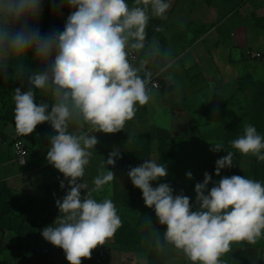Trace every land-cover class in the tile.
I'll return each instance as SVG.
<instances>
[{
    "label": "clouds",
    "instance_id": "9594fccd",
    "mask_svg": "<svg viewBox=\"0 0 264 264\" xmlns=\"http://www.w3.org/2000/svg\"><path fill=\"white\" fill-rule=\"evenodd\" d=\"M135 4L53 0L57 13L62 14L65 7L70 11L63 31L45 33L38 27L44 0H0V80L14 75L21 84L13 91L18 135H31L45 123L53 130L46 160L67 185L60 181L65 195L56 200L59 215L41 235L63 250L68 264L91 259L93 250L122 227L115 203L93 196L116 178L108 166H115L120 153H109L91 189L82 178L99 142L96 134L123 130L137 108L151 99L146 80L129 60L128 49L144 47L149 21L146 6L164 18L172 0H135ZM130 40L135 42L130 44ZM29 59L41 68L31 69L25 63ZM37 94L48 99L37 103ZM72 126L75 132L69 130ZM211 145L214 153L224 151L222 144ZM231 146L242 155L264 161V136L252 124H244L243 134ZM233 155L227 152L215 161L216 176L233 166ZM127 175L141 190L145 206L154 210L165 227L164 239L191 264H222L221 257L234 244H255L264 237V183L258 180L232 175L213 181L204 172L203 181L195 183L193 203L183 191L174 194L169 183L159 182L168 176V169L155 158L147 157ZM186 177L191 180L193 174L189 171Z\"/></svg>",
    "mask_w": 264,
    "mask_h": 264
},
{
    "label": "crops",
    "instance_id": "0c3cea01",
    "mask_svg": "<svg viewBox=\"0 0 264 264\" xmlns=\"http://www.w3.org/2000/svg\"><path fill=\"white\" fill-rule=\"evenodd\" d=\"M49 2L53 0H44V5ZM182 2H185L184 12L178 10ZM128 3L130 7L137 6L131 0ZM146 7L149 21L144 47L136 49L138 62L134 67L146 84L156 83V89L150 84L146 87L149 93L159 91L160 102L150 99L147 105L138 107L135 117L117 132L118 140L112 134L97 133L99 142L92 150L90 164L82 178L91 189L109 153H120L115 166H108L116 178L93 196L97 200L110 198L121 220H126L130 212L127 202L142 192L133 184L118 188L116 181L121 177L130 180L127 173L131 166L142 164L147 157L165 164L168 176L160 181L169 183L174 194L183 191L193 203L195 183L203 181L204 172L211 174L213 181L232 175L254 179L250 173L253 156L242 154L238 161L233 158V166L223 169L220 177L215 175V161L225 156L228 149L223 140L211 135H220L226 131L230 120L246 112L247 101L253 93L249 81L264 84V63L246 56L250 51L264 55V0H172L164 18L156 17L151 5ZM69 11L65 7L59 14L52 4L48 10V25L58 20L62 22ZM42 14L44 20V12ZM4 127L0 123V264H68L63 250L41 235V230L59 215L56 200L65 195V190L60 188L63 175L46 160L48 142L21 136L28 156L24 164H19L11 145L7 144ZM14 134L18 136L17 132ZM184 142L196 149V156L203 153L207 157L204 162L208 166L197 169L191 180L186 177L185 168L178 167L184 157L181 149L185 152L187 147L191 148ZM217 143L223 145L224 151H210L211 144ZM201 148L199 152L197 149ZM116 164L124 166L120 170L124 176L118 175ZM64 183L67 185L66 180ZM208 187L210 189L212 184ZM119 195L124 196L121 207L116 198ZM139 210L149 213L150 225L155 228L151 242L118 239L116 232L104 244L107 251L103 264H151L153 249L163 252L175 247L164 239L165 227L159 224L154 210L146 206ZM126 224L129 222L122 223V227ZM36 248H48V256L35 253ZM221 260L222 264H264V237L255 244H234ZM82 264L89 263L82 260ZM163 264L191 262L177 250L176 255Z\"/></svg>",
    "mask_w": 264,
    "mask_h": 264
},
{
    "label": "rangeland",
    "instance_id": "374dc122",
    "mask_svg": "<svg viewBox=\"0 0 264 264\" xmlns=\"http://www.w3.org/2000/svg\"><path fill=\"white\" fill-rule=\"evenodd\" d=\"M184 3L185 2H182L179 5L178 10L183 11V12L185 11V6H184L185 4ZM42 15L38 21V27L39 28L42 27V24H43L42 23L43 22ZM65 20L66 19L62 20V22H64ZM44 27H45V29H44L45 33L50 32V31H54V30L55 31H63L64 24H58L57 22H55L53 25L49 26L47 23ZM29 61H30V59L28 61L26 60L25 62L28 63ZM254 62H257V61H254ZM16 87H21V84L14 75L11 78L7 79L6 81L0 80V123H2L5 126L4 129H5V135L8 138V140H7L8 145H11L12 142H14L16 140H20V137H21V135H18V134H17L18 136L16 137V135L14 134L16 132V130H15V122H14L13 91ZM262 92H263L262 93L263 98H262V104H261L259 111H258L259 115H257V116L254 115L255 121H253L251 124L254 125L257 130H260V132H258L259 134L264 136V89ZM149 95H150L151 99H153L155 101L160 100L159 99L160 98L159 91H151L149 93ZM37 96H39L41 99H48L47 97L40 96V94H37ZM252 96H253V93H252L251 97ZM251 100L247 101V104H246L247 110L249 109V107L252 104ZM2 118H4V120H3L4 122L2 121ZM244 121H246L245 118H244ZM48 128H51V127L47 123L38 125L37 128L35 129V131L31 135H27V136H31L33 139H36V140H38V138H39V140H41L43 142H48V139H45L46 138L45 130ZM39 130L41 131L40 133H38ZM51 130H52V128H51ZM69 130L75 132L76 128L74 126H72V127H70ZM85 130H87V129H84V131ZM52 134H54L53 130H52L51 135ZM113 135H114V139L118 140V137H116L117 133L112 134V136ZM184 143H187V142H184ZM187 144H189V143H187ZM189 146L191 147L190 144H189ZM11 150H12V148H11ZM197 150H199V152H200L203 149L201 148V149H197ZM181 151H182L184 157H183L182 164L178 165V167L181 168V166H182V168H185L186 172L190 171L193 174V177L198 172L197 169H202V168L208 166L204 162V160L207 158L204 156L205 154L200 153L198 156H196L197 155L196 149H194L193 147H191V148L187 147L185 152L183 149H181ZM138 165H140V164H134L131 167H135ZM120 166H121V164H116V168L118 169V172L121 170V168H124V166L123 167H120ZM127 168H128V165H127ZM118 175H120V177H121V176H124L125 174H124V172L120 171L118 173ZM122 178L123 177H121V179L118 178V180L116 181V183H118V188H122V187L124 188L126 185L132 184L131 180L122 179ZM159 182L163 183L164 181H159ZM155 183L156 182H153V187H155ZM136 190L138 192L140 191L138 188ZM116 198H117L118 206L121 207L123 202H124V196L119 195V196H116ZM127 203L129 204L127 207L131 206L130 207L131 209H130V212H127L128 217L126 218V220H122V223H124L125 221L129 222L131 227H135L136 229L137 228L139 229V227H140L139 226L140 224L138 223L139 218L142 219V218L149 217L148 212L139 210L140 208L145 206L144 201L142 199V195H136L135 197H132V199ZM16 212H15V214L12 212L13 213L12 215L16 216L17 215ZM136 229H134V230H136ZM35 243L37 244V242H35ZM38 245H41V243L38 242ZM84 261L87 262L86 260H84Z\"/></svg>",
    "mask_w": 264,
    "mask_h": 264
},
{
    "label": "trees",
    "instance_id": "16d2710c",
    "mask_svg": "<svg viewBox=\"0 0 264 264\" xmlns=\"http://www.w3.org/2000/svg\"><path fill=\"white\" fill-rule=\"evenodd\" d=\"M129 0H127L128 2ZM132 4H135V0H131ZM53 4V2H49L48 4L44 5L43 8V12H44V20H43V24L42 27H40L41 32H45V25L48 23L49 21V14H48V10L49 7ZM129 4V3H128ZM140 7H145L144 5H140ZM58 24H64V22H59V20L57 21ZM26 63V62H25ZM29 65V67L33 70L36 69H40L41 66L38 62L32 61L30 59V61L28 63H26ZM251 87H253V96H252V104L249 107V109L242 115V117H236L232 120H230V122L228 123V128L226 129V131H224L223 133H220V135L216 136L217 133H212L211 136H214L213 138H218L220 140L224 141V144L226 146V148L228 149V152H233V158L235 157V159L237 160L240 155V153L235 150L234 148H232L231 146V141L236 139L237 137H239L240 135L243 134V126L245 123L251 124L253 121H255V116L254 115H259L258 111L259 108L262 104V91L264 89V84L255 82H248ZM40 97L37 96V103L40 101ZM3 116V115H2ZM244 118L246 119V121H244ZM2 120H4V118H2ZM41 131L39 130L38 133H40ZM257 132H260V130H257ZM52 133L51 128H48L45 130V135L46 138L48 139L50 137ZM163 142V141H162ZM227 155V153H226ZM238 161V160H237ZM250 173L253 175V178L255 180L261 181L262 183H264V161H258L256 159V157H252L250 159ZM138 223L140 224L139 229L135 228V227H131L129 226V224H126V226L122 227L121 229H119L117 232V238L121 239V238H125V239H129L132 240L131 242L135 243V242H151V237L152 235H155V228H153L150 225V220L148 217L146 218H139ZM136 229V230H134ZM145 244V243H144ZM150 246H153L152 243L150 244ZM177 250L175 247L170 249V250H166L163 252H160V250H155L153 249V251L151 252V256H150V263L151 264H163L165 263L167 260L171 259L172 257H174L177 253Z\"/></svg>",
    "mask_w": 264,
    "mask_h": 264
},
{
    "label": "built area",
    "instance_id": "2783aa9c",
    "mask_svg": "<svg viewBox=\"0 0 264 264\" xmlns=\"http://www.w3.org/2000/svg\"><path fill=\"white\" fill-rule=\"evenodd\" d=\"M129 60L133 66L138 62V53L136 49L129 48ZM246 56L250 60L260 61L264 63V55L259 52L250 51L246 53ZM150 84L153 89L157 88L155 82H148L146 85ZM12 152L14 154L16 162L19 164L25 163V158L28 156V149L21 140H16L11 144ZM106 247L99 246L92 252L91 259H87L89 264H103L106 257ZM35 253L41 254L43 257H47L49 254L48 248L35 249Z\"/></svg>",
    "mask_w": 264,
    "mask_h": 264
}]
</instances>
